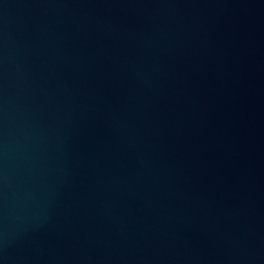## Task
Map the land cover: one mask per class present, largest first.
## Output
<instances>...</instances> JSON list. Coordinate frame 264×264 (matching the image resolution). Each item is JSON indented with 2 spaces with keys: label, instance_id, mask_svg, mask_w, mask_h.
I'll return each instance as SVG.
<instances>
[{
  "label": "water",
  "instance_id": "water-1",
  "mask_svg": "<svg viewBox=\"0 0 264 264\" xmlns=\"http://www.w3.org/2000/svg\"><path fill=\"white\" fill-rule=\"evenodd\" d=\"M0 264H264V0H0Z\"/></svg>",
  "mask_w": 264,
  "mask_h": 264
}]
</instances>
